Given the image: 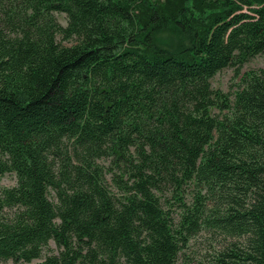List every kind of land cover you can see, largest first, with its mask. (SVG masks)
<instances>
[{
    "label": "trees",
    "instance_id": "16d2710c",
    "mask_svg": "<svg viewBox=\"0 0 264 264\" xmlns=\"http://www.w3.org/2000/svg\"><path fill=\"white\" fill-rule=\"evenodd\" d=\"M51 7L60 41L34 16L12 47L0 28V260L176 264L203 223L237 239L217 264H264V68L210 113V79L264 57V0ZM190 181L174 225L158 194Z\"/></svg>",
    "mask_w": 264,
    "mask_h": 264
},
{
    "label": "rangeland",
    "instance_id": "374dc122",
    "mask_svg": "<svg viewBox=\"0 0 264 264\" xmlns=\"http://www.w3.org/2000/svg\"><path fill=\"white\" fill-rule=\"evenodd\" d=\"M52 0H0V28L6 37L8 47H12L22 39L23 23L29 16H34L33 29L37 31H50L57 40H62V31L67 26L64 13L54 11L51 7ZM64 43H67L65 41ZM264 68V57L257 55L244 63L241 67L229 66L218 71L211 79V88L217 93L216 105L210 108V113L222 115L226 110L220 106L226 97L229 101L233 99L234 93L241 88L242 77L248 73L257 72ZM101 164L107 166L108 160H101ZM14 173H5L0 179V189L15 185ZM198 194L204 191L195 181L185 184L182 191L174 193L172 190L158 194L165 209H168L177 225L186 207L194 209L198 204ZM49 198L54 199V193L49 191ZM5 214L9 213L7 208L3 209ZM234 236L222 233L201 223L199 230L187 238L185 245L180 249L176 264H217L216 260L223 251L237 243ZM57 246L50 241L43 250V256L55 253ZM38 260H33L36 262ZM0 264H27L21 261L0 260Z\"/></svg>",
    "mask_w": 264,
    "mask_h": 264
}]
</instances>
